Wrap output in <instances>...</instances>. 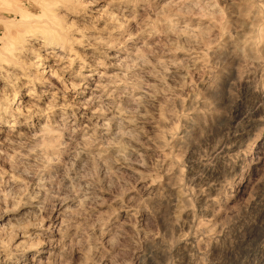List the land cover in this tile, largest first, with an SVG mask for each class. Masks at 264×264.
Wrapping results in <instances>:
<instances>
[{
  "label": "clouds",
  "instance_id": "1",
  "mask_svg": "<svg viewBox=\"0 0 264 264\" xmlns=\"http://www.w3.org/2000/svg\"><path fill=\"white\" fill-rule=\"evenodd\" d=\"M24 2L52 9L54 35L21 45L0 34V264H225L219 238L245 226L240 264H264V215L253 213L264 204V89L246 75L251 60L264 66V0H225L230 32L219 5L201 25L193 0ZM136 45L156 62L132 70ZM159 56L170 57L171 76ZM178 175L196 186L199 213L220 222L215 242L178 226Z\"/></svg>",
  "mask_w": 264,
  "mask_h": 264
},
{
  "label": "rangeland",
  "instance_id": "2",
  "mask_svg": "<svg viewBox=\"0 0 264 264\" xmlns=\"http://www.w3.org/2000/svg\"><path fill=\"white\" fill-rule=\"evenodd\" d=\"M193 3H195L197 6L193 9H190V11L194 17L197 14L199 15L201 25H207L210 21L216 20L218 9L213 5H219L220 9H224V29L228 32L231 31V20L229 19L231 10L228 8L227 4L225 3V0H193ZM41 11L42 14L33 12L25 6L24 0H0V34L7 33L9 36L12 37V39L15 40L14 42H16V44L18 43V41H21L22 43L20 42V44L22 45L29 37L34 36L32 35V32L36 29L32 27L29 28V26H31L32 24L34 26V24H41L45 21L54 20L55 14L51 8H44ZM34 15L38 17L35 18ZM49 18L51 20H49ZM23 19H28L30 21L27 20V22L29 23L25 24L26 21H23ZM31 21H33L32 24L30 23ZM27 24L28 27H26ZM170 25L173 28L175 27V25L171 21ZM189 27L196 28L197 25L195 22H193L191 25H189ZM151 30L154 32L159 31L155 23L151 25ZM205 34L206 33L201 32L202 36ZM14 36L17 38L15 39ZM183 39L184 38L182 37L180 41H178V45L180 46L181 50L175 52V56L177 59H182L183 56L187 54L186 51L183 50ZM241 39H243V37H241ZM153 42H155V38H153V41H150L149 43ZM141 43H143V41H141ZM132 51L135 53V55L133 59L128 62V65L132 70L138 71V69H136V64L140 63L141 61H151L152 63L156 62V58L148 56L146 52L139 48V45H136L132 49ZM244 51L247 52L249 51V49L245 48ZM169 58L170 57L165 56L158 57L162 65V68L158 69V71H162L163 74H166V77L172 75V69L167 67ZM250 64L251 66L247 69L246 75L250 78L251 82L255 87L259 89H264V66H261L260 63L256 60H251ZM73 68H75L77 72L81 71L76 64H73ZM63 75H67V73H64ZM82 75L87 77V70H84ZM182 75L183 73H181V76ZM48 76L49 73H46L45 78H47ZM87 78L90 79L91 77ZM51 79L52 81L50 80L49 84L57 86L60 85V81L57 79L56 76H53ZM96 79L98 81L99 76H97ZM149 79L151 82H155V77H150ZM37 80H39V77H37ZM194 80L195 78L193 77V80L189 81L188 83L191 84ZM170 83H174V81H170ZM72 84L73 81L71 80V78H69L68 88L70 92H72V95H74L75 92L72 90ZM181 84H184V81L182 79ZM43 87L44 86L42 84H38L35 91L40 92L41 90H43ZM80 87L83 88V85H80ZM90 87H95V84L91 85ZM89 95H91L90 92H82L78 99L86 100ZM65 98L71 100V95ZM181 103L185 104L187 102L181 100ZM68 111L72 112L73 109L69 108ZM85 112H88L87 107L82 109L80 116L81 119H83V114ZM88 115L91 116V113H88ZM84 125H88L87 120L84 121ZM45 135L48 137L55 136L56 130L54 128L49 127L46 129ZM219 143L220 142L217 141L216 144L212 146L213 150H215L216 152H218L217 145H219ZM203 153L204 154L202 155L201 159L205 161L206 165L213 163L214 157L208 156L207 148L203 150ZM183 172L184 169L181 168L180 173ZM136 174L137 176H140L142 174V170L139 167H137L136 169ZM141 183H144V181L142 180ZM147 183L155 187L157 184V180L152 179L149 180ZM119 191L120 188L118 186L116 192L118 193ZM172 191L175 194L176 201V211L174 213V218L179 221L178 226H184L183 235L191 239H197L199 233L207 232L208 236L212 238L214 242L218 240V237L222 234L223 231L222 226L220 222L217 221L215 214L211 216H204L199 213V210L196 207L197 202L199 200V196L196 193V186L193 185L191 182H188L183 175H178L174 179ZM204 191L205 190L202 188L201 194H204ZM109 195L110 194L108 193H104L103 199L108 200ZM122 199L124 203H128L127 194H125ZM115 207L116 205H113V209H115ZM129 207H131V205H129ZM108 210L109 209L107 205H103L100 207L99 212L101 214V220L105 218L102 214L107 213ZM253 213L254 215H264V204H261L258 207L254 208ZM119 215L121 217H126L128 215V212L126 210L120 211ZM136 219L139 224V217H137ZM249 227L250 226H245L242 231H237L235 229L227 231L219 238V244L215 247L218 249L221 256L225 257V264H240V261L244 259L246 253L249 251V249H246L244 246L245 238L249 235ZM189 229H191V232L189 231Z\"/></svg>",
  "mask_w": 264,
  "mask_h": 264
},
{
  "label": "bare ground",
  "instance_id": "3",
  "mask_svg": "<svg viewBox=\"0 0 264 264\" xmlns=\"http://www.w3.org/2000/svg\"><path fill=\"white\" fill-rule=\"evenodd\" d=\"M42 12V11H41ZM40 12V13H41ZM46 12V11H45ZM42 14V13H41ZM45 14H47V13H45ZM49 14V13H48ZM44 15V14H43ZM35 16V15H34ZM36 17H38V16H35V18ZM49 17V16H48ZM47 18V17H46ZM40 19V18H39ZM44 19V18H43ZM28 20V19H27ZM27 20H25V19H23V21H26L25 22V24L26 23H29V22H27ZM35 20V19H34ZM33 20V21H34ZM42 20V19H41ZM46 20V19H45ZM48 20V19H47ZM49 20H51L50 18H49ZM28 21H30V20H28ZM33 21H31L30 23L32 24V22ZM52 23H54V20H51V21H45V22H43V23H41V24H34V26H33V24L31 25V26H29V28L30 27H32V28H34V29H36V30H33V34L32 35H37V34H39V35H41V36H44V37H48V36H50V35H54V33H52L51 32V29H50V25L52 24ZM30 25V24H29ZM26 27H28V24H27V26ZM28 31V30H27ZM29 32V31H28ZM20 33V32H19ZM17 34V33H16ZM15 34V35H16ZM26 36V35H25ZM15 37V36H14ZM22 37V36H21ZM17 37H15V39H16ZM22 40H24V39H22ZM13 41H15L14 39H13ZM20 42L21 41H18V43L17 44H20ZM14 43H16V42H14ZM22 43V42H21ZM46 73H49L47 70H45V77H46ZM53 77V76H52ZM51 81H52V79H51Z\"/></svg>",
  "mask_w": 264,
  "mask_h": 264
}]
</instances>
